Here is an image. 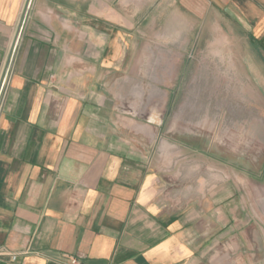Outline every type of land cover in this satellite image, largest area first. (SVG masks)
Instances as JSON below:
<instances>
[{
    "label": "crops",
    "instance_id": "0c3cea01",
    "mask_svg": "<svg viewBox=\"0 0 264 264\" xmlns=\"http://www.w3.org/2000/svg\"><path fill=\"white\" fill-rule=\"evenodd\" d=\"M212 13L264 40V0H0V244L26 251L0 264H264V227L227 183L162 195L160 153L139 145L155 131L110 83L114 61L169 59L178 37L160 36Z\"/></svg>",
    "mask_w": 264,
    "mask_h": 264
},
{
    "label": "rangeland",
    "instance_id": "374dc122",
    "mask_svg": "<svg viewBox=\"0 0 264 264\" xmlns=\"http://www.w3.org/2000/svg\"><path fill=\"white\" fill-rule=\"evenodd\" d=\"M218 20L212 13L211 27L160 36L178 37L161 39L169 59L114 61L110 83L121 110L155 131L139 145L148 164L160 153L165 198L227 183L264 227V40Z\"/></svg>",
    "mask_w": 264,
    "mask_h": 264
},
{
    "label": "built area",
    "instance_id": "2783aa9c",
    "mask_svg": "<svg viewBox=\"0 0 264 264\" xmlns=\"http://www.w3.org/2000/svg\"><path fill=\"white\" fill-rule=\"evenodd\" d=\"M9 66H10V60L8 62V66L6 68V71L4 73V76L2 78V82L0 84V98L2 97L6 84H7V76L9 72ZM26 251H10L8 250L4 245L0 244V259H8L9 261H18L19 257L23 254H25ZM70 264H79L78 259L71 257L70 258Z\"/></svg>",
    "mask_w": 264,
    "mask_h": 264
},
{
    "label": "water",
    "instance_id": "95a60500",
    "mask_svg": "<svg viewBox=\"0 0 264 264\" xmlns=\"http://www.w3.org/2000/svg\"><path fill=\"white\" fill-rule=\"evenodd\" d=\"M22 20H23V16H22V19L20 20L19 27H18V29H17V31H16V33H15V37H14V39H13V41H12V44H11L9 59H10V57H11V55H12V52H13V49H14L15 43H16V41H17V37H18V34H19V30H20V26H21ZM9 59H8V60H9ZM8 62H9V61H8ZM8 62L6 63V65H5V67H4V70H3L2 76H1V78H0V84H1V82H2V78H3V76H4V73H5V71H6V68H7V66H8Z\"/></svg>",
    "mask_w": 264,
    "mask_h": 264
}]
</instances>
